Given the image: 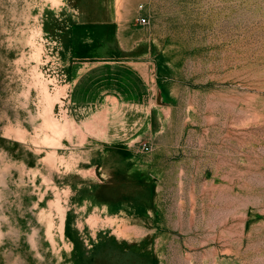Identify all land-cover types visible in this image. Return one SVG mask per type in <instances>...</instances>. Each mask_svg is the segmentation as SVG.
<instances>
[{
  "label": "rangeland",
  "instance_id": "1",
  "mask_svg": "<svg viewBox=\"0 0 264 264\" xmlns=\"http://www.w3.org/2000/svg\"><path fill=\"white\" fill-rule=\"evenodd\" d=\"M0 264H264V0H0Z\"/></svg>",
  "mask_w": 264,
  "mask_h": 264
},
{
  "label": "bare ground",
  "instance_id": "2",
  "mask_svg": "<svg viewBox=\"0 0 264 264\" xmlns=\"http://www.w3.org/2000/svg\"><path fill=\"white\" fill-rule=\"evenodd\" d=\"M48 114V113H47ZM48 116V115H47ZM47 119V118H46ZM48 120V119H47ZM55 121V120H54ZM53 120H49L48 122L46 121L45 126L47 127V129L49 130V132L51 133V135H55V136H60L62 133L64 134V132H62V127L60 124H58L57 122H54ZM49 137L50 136L49 134ZM61 137V136H60ZM57 139V138H56ZM61 139V138H60Z\"/></svg>",
  "mask_w": 264,
  "mask_h": 264
},
{
  "label": "built area",
  "instance_id": "3",
  "mask_svg": "<svg viewBox=\"0 0 264 264\" xmlns=\"http://www.w3.org/2000/svg\"><path fill=\"white\" fill-rule=\"evenodd\" d=\"M139 23L141 25H146L147 24V18H145L144 16H142L141 18H139ZM144 149H145V151H149V148L146 145L144 146Z\"/></svg>",
  "mask_w": 264,
  "mask_h": 264
}]
</instances>
